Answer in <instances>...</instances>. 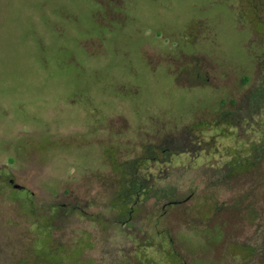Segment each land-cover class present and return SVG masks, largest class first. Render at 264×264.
Instances as JSON below:
<instances>
[{
    "label": "rangeland",
    "instance_id": "obj_1",
    "mask_svg": "<svg viewBox=\"0 0 264 264\" xmlns=\"http://www.w3.org/2000/svg\"><path fill=\"white\" fill-rule=\"evenodd\" d=\"M200 122L199 154L167 167L190 195L164 222L174 248L141 216L104 230L113 161L199 148ZM263 136L264 0H0V264H83L81 248L94 264H250L236 241L264 247ZM235 150L254 163L227 175Z\"/></svg>",
    "mask_w": 264,
    "mask_h": 264
},
{
    "label": "trees",
    "instance_id": "obj_2",
    "mask_svg": "<svg viewBox=\"0 0 264 264\" xmlns=\"http://www.w3.org/2000/svg\"><path fill=\"white\" fill-rule=\"evenodd\" d=\"M231 115H233V113L231 112L226 113L222 119H224L227 122H230V120L234 119V117H232ZM201 123L202 122L196 124L191 129H189V133L191 137L201 138V140L198 139L195 140V142L199 141V143H197V147L199 148H194V146L196 145L194 142L191 143L192 148L190 147L189 143L184 142L183 144L177 145L178 149L180 151L182 150L179 153L176 147H174L173 145H169L168 143H164L159 147H155V146L146 147L144 153L141 156L131 159L129 161H123V162L113 161L114 169L118 175V178L119 179L125 178V179L121 185L122 191L118 192L114 197L116 198L114 204L111 205L110 202L107 204V207L111 205L113 208L109 212L107 211L109 217L98 218L95 220L98 221L103 226L104 230L107 231L110 226H115L120 228L122 233L125 234L126 230L124 229V227L131 226L132 228L131 232L134 233L133 230L138 222V219L141 216L142 220L146 222L147 226L150 225L157 227L155 238H158L159 240L158 242L160 245H164V246L170 245L171 248H174V244L176 240L170 234V229L164 225V222L168 216V213H170V211L174 210L176 207L181 206L187 200H189L188 198L190 195L184 196L178 193L173 188L172 185H166V180L171 175L170 173H168L167 167L180 165L179 163H176L174 159L172 160L170 155H173L175 157H179L180 155H184V154L187 155V153L190 154L189 150L190 151L195 150V153L199 154L200 152L199 150L203 148V145L206 143V141H203L204 140L203 135L195 134V131L198 130L199 128L197 129L194 127L199 126ZM222 135H224V132L222 133ZM229 136L231 135H227V137ZM211 139L213 140L214 137L212 136ZM262 139L264 141V136ZM216 147L219 148V146ZM254 150L255 149H252L251 151L254 152ZM239 152H240L239 150H235L234 153L231 152V155L235 158H232L227 165L228 168L227 175L236 174L243 169L249 168L254 163L253 161L250 160L248 165H244V166L240 165L235 160L236 155ZM159 154H161V156H159ZM158 159H162V160H160L159 162ZM189 167L190 166H187V168ZM190 168H195V166L194 167L191 166ZM214 168H219V167L216 166ZM119 181L120 180H118V182ZM17 188L23 189L21 188V186H18ZM151 200L162 203L160 206V210L158 211L152 210L149 212L145 210V205L149 203V201ZM33 206L35 207L34 202H33ZM63 210L64 211L66 210L65 206L53 207L51 211V216L53 217L55 215H58ZM45 217H48V221H49L46 224V226H50V233H48V236L52 237L53 228L50 222L52 219H50V215L48 214H46ZM189 217L192 218L191 215H189ZM138 230L141 229L138 227ZM136 232L138 233V231H135V233ZM142 233L143 235H145V231ZM128 238L130 237L128 236ZM130 239L133 240V238ZM135 240L136 239L134 238V241ZM146 241L149 244H151L153 242V239L148 237ZM76 242L70 245L69 247H64L61 244L59 246L62 248L63 251L67 252L68 250L71 249V247H74L76 245ZM81 251L82 248L79 252H77L75 261L77 262L80 261L83 264L92 263L93 260L91 261V260L82 259ZM169 255H168V257L170 258L169 261L173 260L171 258L172 255L171 254ZM142 256L146 258L148 257L147 253L142 254L141 257ZM123 259L121 261V264H127L126 258L123 257ZM137 263H138V259H137Z\"/></svg>",
    "mask_w": 264,
    "mask_h": 264
},
{
    "label": "flooded vegetation",
    "instance_id": "obj_3",
    "mask_svg": "<svg viewBox=\"0 0 264 264\" xmlns=\"http://www.w3.org/2000/svg\"><path fill=\"white\" fill-rule=\"evenodd\" d=\"M260 3H257V8H259L260 7ZM257 16V15H256ZM257 17H260L259 15L257 16ZM263 21V20H262ZM8 182L10 183V184H12L14 187H18V186H16V185H18V184H16L15 183V181H14V179L13 178H9L8 179ZM21 188H23V189H25L23 186H21ZM262 231H263V234H264V228L262 229ZM226 232V231H225ZM226 235V234H225ZM226 237V236H225ZM261 237V236H260ZM259 237V238H260ZM258 238V239H259ZM258 239L254 242V243H252V241H250V242H246V243H243V242H241V241H236V242H240L242 245H244L245 246V248H247L248 250H250V254H251V260H250V264H256V262H257V259H258V257H259V254H260V252L262 251V250H264V247H261V248H257L256 246V244H257V241H258ZM235 241V240H234ZM224 260H223V264H227L228 263V261H226V258L224 257L223 258ZM249 264V263H248Z\"/></svg>",
    "mask_w": 264,
    "mask_h": 264
},
{
    "label": "water",
    "instance_id": "obj_4",
    "mask_svg": "<svg viewBox=\"0 0 264 264\" xmlns=\"http://www.w3.org/2000/svg\"><path fill=\"white\" fill-rule=\"evenodd\" d=\"M18 186H20V185H18Z\"/></svg>",
    "mask_w": 264,
    "mask_h": 264
}]
</instances>
